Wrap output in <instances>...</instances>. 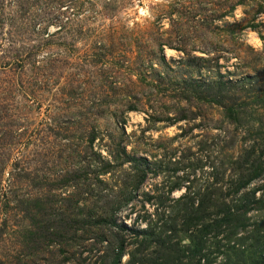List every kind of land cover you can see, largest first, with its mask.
Segmentation results:
<instances>
[{
  "label": "rangeland",
  "instance_id": "1",
  "mask_svg": "<svg viewBox=\"0 0 264 264\" xmlns=\"http://www.w3.org/2000/svg\"><path fill=\"white\" fill-rule=\"evenodd\" d=\"M259 2L248 0L218 19L225 0H0V264H80L88 248L78 247L66 262L58 241L46 246L38 235L43 225L59 224L56 213L75 215L85 201L122 197L131 160L118 155L120 144L150 170L140 195L116 215L128 241L148 214L167 216L189 180L192 190L213 177L228 188L233 160L264 129ZM254 19L256 28L240 31ZM167 42L185 50L165 45L164 65L160 45ZM221 76L244 82L237 94L250 104V124L236 129L216 104L178 100L183 81ZM132 102L138 109H129ZM180 106L198 119L171 122L167 116ZM94 151L116 164L101 184L92 172ZM175 181L186 183L167 193ZM146 192L157 199L147 200ZM262 214L250 213L253 220ZM108 232L92 260L107 251ZM133 247L127 245L122 264Z\"/></svg>",
  "mask_w": 264,
  "mask_h": 264
},
{
  "label": "trees",
  "instance_id": "2",
  "mask_svg": "<svg viewBox=\"0 0 264 264\" xmlns=\"http://www.w3.org/2000/svg\"><path fill=\"white\" fill-rule=\"evenodd\" d=\"M225 2L226 7L217 16L218 19L231 16L238 5L247 4L248 0ZM258 5L259 13L264 12V4L259 2ZM254 21L255 19L240 26V31L256 28L258 24ZM165 45L178 51L185 50L184 46L180 48L170 42L161 44V61L164 65L168 64L164 55ZM194 59L203 58L195 56ZM243 83L242 80L236 82L224 80L223 76L210 83L201 79H189L183 81V85L175 93L179 101H188L189 105L193 100L216 104L222 109L224 121L239 129L243 124L251 123V114H247V107L250 104L238 96ZM244 91L247 92L245 89ZM258 97L257 102H264V95ZM129 109L136 110L138 106L132 102ZM179 113L175 117L167 118L171 122L190 121L198 119L200 115L184 107ZM153 119L160 120L162 116H153ZM96 137L97 133L93 131L89 137L91 146ZM255 137H258V140L239 158L233 160L235 174L231 177L226 190L219 183L218 177H213L210 185L199 191L192 190L193 186H190L192 181L186 180L189 184L185 187V193L173 200L176 207L171 206L167 216L162 218L153 219L148 214L147 218L150 219L146 226L134 230L135 234L129 241L126 237L127 225L118 223L116 215L124 205L140 195L150 170L143 167L144 158L130 156L125 146L120 144L118 155L126 154L131 160L127 181L123 188H120L122 197H116L111 201L107 195L105 200L101 197L92 203L85 201L82 205H76L79 212L74 213L75 215L56 213L54 217L55 220L59 219V224L43 225L38 236L46 246L58 241L60 243L58 250L62 260L66 262L73 258L76 250L81 248L84 251L88 248L87 255L81 254L80 264H122V255L129 243L134 247L129 252L130 257L125 264H264V182L258 184L254 182L264 178V129L258 130ZM94 153L99 160L92 172L101 184L105 182L102 175L114 170L116 164L101 152ZM115 159L118 160L117 157ZM121 164L122 162L119 165ZM186 181H175L167 193L185 185ZM144 194L147 200L157 199L148 192ZM168 198L170 199L169 196ZM158 200L166 203L162 196ZM253 211H262L263 214L257 220H253L250 215ZM32 231L34 230L30 233ZM105 231L111 233L108 249L92 260L96 245L104 243L107 238ZM35 233L38 231L33 232ZM71 248L75 250L72 251Z\"/></svg>",
  "mask_w": 264,
  "mask_h": 264
},
{
  "label": "bare ground",
  "instance_id": "3",
  "mask_svg": "<svg viewBox=\"0 0 264 264\" xmlns=\"http://www.w3.org/2000/svg\"><path fill=\"white\" fill-rule=\"evenodd\" d=\"M169 52H171V51H169ZM169 52H168V53H169Z\"/></svg>",
  "mask_w": 264,
  "mask_h": 264
}]
</instances>
